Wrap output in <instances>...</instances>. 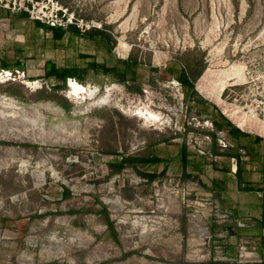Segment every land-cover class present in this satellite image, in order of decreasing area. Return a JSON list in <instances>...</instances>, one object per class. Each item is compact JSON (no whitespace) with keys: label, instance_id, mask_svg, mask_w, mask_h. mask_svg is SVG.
Segmentation results:
<instances>
[{"label":"rangeland","instance_id":"rangeland-1","mask_svg":"<svg viewBox=\"0 0 264 264\" xmlns=\"http://www.w3.org/2000/svg\"><path fill=\"white\" fill-rule=\"evenodd\" d=\"M42 7L82 33L106 31L112 49L71 33L54 42L33 23ZM129 58L140 64L134 81L91 68L74 79L86 96L44 77L47 61L124 68ZM0 59L13 67L0 69V264H257L250 245L230 248L238 223L197 175L172 168L149 183L146 166L112 175L108 165L155 144L213 164L211 104L264 136V0H0ZM172 64L205 65L196 86L210 103L187 100ZM149 110L160 121L137 116ZM223 134L226 152L239 151Z\"/></svg>","mask_w":264,"mask_h":264},{"label":"crops","instance_id":"crops-1","mask_svg":"<svg viewBox=\"0 0 264 264\" xmlns=\"http://www.w3.org/2000/svg\"><path fill=\"white\" fill-rule=\"evenodd\" d=\"M257 136L263 140L257 141ZM243 139L247 147L235 152L225 151L229 153L227 155H212L214 162L209 166H201L199 156L188 148L187 173L191 178L197 175L201 179L199 183L207 186L215 202L229 211L230 223H238L230 248H235L238 242L245 244V249L250 245L254 250L250 253L255 256L252 259L257 264H264V136L252 134ZM177 140L172 142L177 143ZM174 145L176 153L171 146L153 145L148 157H157L160 161L146 165V172L160 173L167 169V175L176 168L178 175L184 177L183 145ZM205 167H211V171H206Z\"/></svg>","mask_w":264,"mask_h":264},{"label":"trees","instance_id":"trees-1","mask_svg":"<svg viewBox=\"0 0 264 264\" xmlns=\"http://www.w3.org/2000/svg\"><path fill=\"white\" fill-rule=\"evenodd\" d=\"M22 16L26 19L29 18V14L27 12H22ZM34 25L37 28L43 29L45 32H50L52 34V38L54 42L62 41V39L65 37L66 33H71L78 37L86 38L90 41H99L101 43H105L108 45L110 49L113 47L114 40L113 38L107 34L106 31H103L99 28L93 27L89 30H87L85 33H82L79 28H77L76 25L69 26L68 30H64L62 28H53L48 24L42 23L38 20L33 21ZM121 63L124 64V68H120L118 66L114 67H107L106 65L100 66L96 63H92L91 66L87 68H82L80 66H64L59 67L56 63L47 61L44 68V77L47 80H55V82H61L62 86H56L54 85V88L60 89L65 87L66 83L70 79H75L77 81H83L84 79V73L88 69H94L95 71L99 72L102 71L106 75H110L113 78H115L119 83L126 84L129 81H134V75L137 73V69L140 66L139 62L134 58H129L128 60H120ZM196 64H187L185 67H178L174 66L173 64L169 66L167 69V72H169L173 77L181 84L184 94L188 101H193L195 97H200L199 102L204 103H210L208 100H206L199 91L197 90L196 83L198 80H203L205 75V65L201 64L199 69H196ZM17 69H25V64L21 62H17L16 66ZM12 66H9L5 60L0 59V69L3 70H9L12 69ZM79 83V82H78ZM81 84V83H80ZM1 91V86H0ZM140 92V90H139ZM12 94V93H11ZM14 95V94H13ZM214 109H217L219 112V117L213 115L212 117V124L215 127L216 131H227V133L233 138L234 141L238 142L240 144V149L247 147L245 143L242 142V137L247 138L251 137L252 134L245 132L250 131V129H241L239 128L234 122H232L223 112L218 108L216 104H211ZM208 111H199V115H204ZM225 112V111H224ZM230 117V116H229ZM231 118V117H230ZM212 138V155H227L229 153H226L225 149L221 148L218 144V136L216 133L210 134ZM262 135V134H261ZM168 140V139H167ZM257 141H262L263 138L257 136ZM187 146L183 145V164H184V172L183 176L184 178H191V176L187 173V164H188V152H187ZM108 154H112L111 152H107ZM115 154V153H114ZM160 159L157 157H148V156H128V155H122L121 160H116L114 162L109 163V168L111 169V174H121L125 169L127 168H133L135 170H138V165L146 166L150 162H159ZM167 172V169H164L160 173H149V172H139L140 175L147 179L149 183H153L156 179H158L160 176H164ZM70 195L69 191H66V196L68 197ZM103 213L106 214L107 219L109 220V214L106 211V209L103 210ZM108 226L111 228V232L113 237L115 238V241L118 242V235L115 231L114 224L112 222H108Z\"/></svg>","mask_w":264,"mask_h":264},{"label":"built area","instance_id":"built-area-1","mask_svg":"<svg viewBox=\"0 0 264 264\" xmlns=\"http://www.w3.org/2000/svg\"><path fill=\"white\" fill-rule=\"evenodd\" d=\"M38 16L34 17L32 16L33 19H37L38 21L48 24L53 28H62L64 30H68L69 26L71 25H76L78 26V23L76 21H74V19H71L70 16L66 13L63 14L60 12H56L53 13L52 15L48 16L45 12H44V8H40V10L38 11ZM10 75L12 76V73H10ZM177 84L179 85V83L177 82ZM220 133V136L218 137V144L221 148L223 149H228L230 146H232L231 144L227 143L225 138H224V131H220L218 132Z\"/></svg>","mask_w":264,"mask_h":264},{"label":"bare ground","instance_id":"bare-ground-1","mask_svg":"<svg viewBox=\"0 0 264 264\" xmlns=\"http://www.w3.org/2000/svg\"><path fill=\"white\" fill-rule=\"evenodd\" d=\"M69 81H70L69 85H70V90H71V92H70L71 97H74L76 95L80 96L82 94H84L85 96L87 95L88 90L84 85L78 83L77 81H74V79H70ZM137 116H142V118H144L148 121H152V122L153 121L154 122L160 121L159 116L157 114H154L150 110L147 112L142 111V112H140V114H137Z\"/></svg>","mask_w":264,"mask_h":264}]
</instances>
